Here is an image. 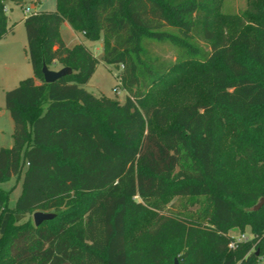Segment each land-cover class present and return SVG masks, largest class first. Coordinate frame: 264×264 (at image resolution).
<instances>
[{
    "label": "trees",
    "instance_id": "16d2710c",
    "mask_svg": "<svg viewBox=\"0 0 264 264\" xmlns=\"http://www.w3.org/2000/svg\"><path fill=\"white\" fill-rule=\"evenodd\" d=\"M8 1L26 0H0V39L12 29ZM215 9L213 0H57L55 10L25 18L34 74L6 91L14 143L0 148V184L26 171L15 207L0 185V264H257L264 205L251 208L264 198V12L254 25L220 15L217 31ZM64 22L86 40L103 38L102 58L85 41L69 47ZM164 41L179 49L174 61L150 48ZM101 61L123 65L124 102L88 89ZM44 64L73 72L46 82ZM187 78L207 101L159 100ZM169 191L198 210L167 208ZM207 202L210 212L201 211ZM39 210L56 216L22 222ZM146 215L130 244L129 221ZM247 227L252 238L231 247L230 231Z\"/></svg>",
    "mask_w": 264,
    "mask_h": 264
},
{
    "label": "rangeland",
    "instance_id": "374dc122",
    "mask_svg": "<svg viewBox=\"0 0 264 264\" xmlns=\"http://www.w3.org/2000/svg\"><path fill=\"white\" fill-rule=\"evenodd\" d=\"M50 5H53V0H46ZM8 28H12L3 38L0 39V148L11 147L14 143L13 131L14 121L11 117L9 110L6 109V91L16 87L22 79L33 76L34 71L29 61V57L26 51L27 47V35L25 23L22 18L25 17L24 7L32 6L31 0H26L23 4H16L8 1ZM213 5L216 7L217 14L212 20V26L217 31H220L223 18L220 15L226 16L228 22L245 21L247 24H258L259 16L258 11L264 12V0H213ZM12 7V9H11ZM215 9V10H216ZM215 14V13H214ZM93 50L99 57L100 50H96L97 44L91 42ZM200 45L209 48V45L203 41L199 42ZM150 48L155 55L160 57V60L174 61L179 54V49L169 41L155 42ZM100 58V57H99ZM59 66V65H58ZM193 71L197 68L193 65ZM57 66L54 67V69ZM121 67L117 64L107 65L104 62H100L98 65L89 85L88 89L95 94H105L109 97L116 98L120 102L126 100V90L121 83V80L117 77L121 74ZM185 84L188 86H181L176 92H165L161 94L159 99L166 105H184L193 104L197 102L207 101L206 89L201 88L198 82L192 81L191 78L185 79ZM118 87V92L115 90ZM173 122V118L170 119ZM26 171V167H23L22 178L16 179L13 177L11 180L5 181L0 185L10 191V207H15L18 198L23 191V175ZM140 200V197H136ZM163 200L170 209L189 208V210H198V206L194 208L189 207L187 198L176 197L172 192H168ZM210 212L211 203L207 202L201 211ZM22 222H30L34 224L33 214H28ZM136 222V223H133ZM147 228V215L140 221H129L130 231V244L134 240L135 233L140 234L141 230ZM232 236L236 238L241 234H245L249 238H252L250 227H247L244 232L240 229H234L230 232ZM257 264H264V249L262 255L258 258Z\"/></svg>",
    "mask_w": 264,
    "mask_h": 264
},
{
    "label": "crops",
    "instance_id": "0c3cea01",
    "mask_svg": "<svg viewBox=\"0 0 264 264\" xmlns=\"http://www.w3.org/2000/svg\"><path fill=\"white\" fill-rule=\"evenodd\" d=\"M31 1L33 2L32 7L36 10H55L57 8V0H53V3H52L53 5H50V3H48V1H46V0H31ZM8 6L9 5L7 3V14H8ZM11 9H12V7H11ZM24 14H26L25 13V7H24ZM27 16L28 15H25V17L22 18L21 21L24 22V20ZM61 35H62L65 43L69 47H73L75 44L85 41L86 44L89 47H91L92 51L94 52V54L96 56H97V54L93 50V45H90L89 43L93 42V43L97 44L96 50L101 51V54L99 57H100V59L102 58L103 53H104V40H103V38H101L99 40H95V41L86 40L85 35L82 32L75 31L68 22H64L63 25L61 26ZM61 67H63V66L59 65L55 69H59Z\"/></svg>",
    "mask_w": 264,
    "mask_h": 264
},
{
    "label": "water",
    "instance_id": "95a60500",
    "mask_svg": "<svg viewBox=\"0 0 264 264\" xmlns=\"http://www.w3.org/2000/svg\"><path fill=\"white\" fill-rule=\"evenodd\" d=\"M44 79L46 82H55L60 78L69 75L73 72V69L70 66H63L59 69L49 68L46 64H44L42 68ZM264 205V198L262 197L259 202L254 205L251 210H259ZM56 213L47 212V211H36L33 213L34 223L36 226H39L44 221L51 220L55 218ZM259 254V251L257 252ZM174 264H180V261L176 258Z\"/></svg>",
    "mask_w": 264,
    "mask_h": 264
},
{
    "label": "built area",
    "instance_id": "2783aa9c",
    "mask_svg": "<svg viewBox=\"0 0 264 264\" xmlns=\"http://www.w3.org/2000/svg\"><path fill=\"white\" fill-rule=\"evenodd\" d=\"M37 12H38V10L34 9L32 6L25 7V13L28 15L33 14V13H37ZM121 68H123V65L121 66ZM117 77L121 80V83H122V75L118 74ZM115 90L118 92L119 91L118 87ZM248 239H250L248 236H246L245 234H241L240 237H238V238L235 237V241H232L230 243V246L235 248L237 246L238 242L246 241ZM237 264H241V263H237Z\"/></svg>",
    "mask_w": 264,
    "mask_h": 264
}]
</instances>
